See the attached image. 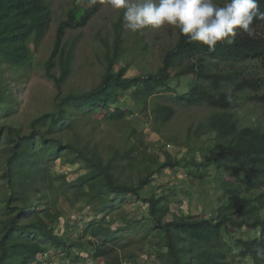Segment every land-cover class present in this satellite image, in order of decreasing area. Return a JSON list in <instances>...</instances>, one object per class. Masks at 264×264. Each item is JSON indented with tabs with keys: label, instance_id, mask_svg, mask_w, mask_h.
Returning <instances> with one entry per match:
<instances>
[{
	"label": "trees",
	"instance_id": "16d2710c",
	"mask_svg": "<svg viewBox=\"0 0 264 264\" xmlns=\"http://www.w3.org/2000/svg\"><path fill=\"white\" fill-rule=\"evenodd\" d=\"M77 1L72 0L57 24L51 51L42 64L44 76L58 90L71 76L74 63L75 41L67 46V33L85 28L108 2L95 0L80 6ZM215 2L223 5L226 0ZM258 3L251 35L238 30L234 43H218L209 51L207 46L188 44L176 29L175 41L162 54L160 66L135 76H127L126 62L118 66L126 57L120 10L111 24V44L100 39L103 72L96 86L57 95L54 110L34 117L27 133L0 127V182L5 188L0 193V264H32L50 250L79 258L85 249L92 261L114 264L110 262L120 239L128 232L139 233V243L151 241L160 264H264V127L255 119L242 126L235 113L243 100L264 101V95L242 97L264 86V0ZM50 7V0H0V68L15 73L27 68L50 28ZM181 82L183 90L178 89ZM12 102L10 88L0 78V121L8 116ZM200 106L211 113L186 143L193 145L204 133L213 137L199 162L193 156L173 159L166 151L148 155L134 128L116 146L106 148L95 140L97 114L101 115L98 122L118 125L138 110L150 118L152 131L161 135L177 110ZM192 150H187L190 155ZM57 160L79 165L84 173L67 182L52 173ZM204 166L228 176L220 177L213 218L174 215L168 221L171 195H142L151 177L163 170L177 168L193 180L203 179ZM59 194L80 212L95 211L79 240L56 233L61 218ZM127 197L141 201L146 214L138 220L122 215V223L113 227L109 217L122 209Z\"/></svg>",
	"mask_w": 264,
	"mask_h": 264
},
{
	"label": "rangeland",
	"instance_id": "374dc122",
	"mask_svg": "<svg viewBox=\"0 0 264 264\" xmlns=\"http://www.w3.org/2000/svg\"><path fill=\"white\" fill-rule=\"evenodd\" d=\"M71 3L72 0H50V8L53 13L50 28L25 70L15 73L10 68H0V70L2 69L0 78L10 88V95L13 100L8 116L0 121V127L13 126L27 133L29 123L34 117L54 110L53 100L57 95L63 96L68 92H81L98 84L103 72L101 64L103 53L100 39L106 38V41L111 44V24L120 12V10L113 9L109 2L103 5L85 28L67 33L65 38L67 46L75 41L74 63L72 74L61 89H56L53 83L44 76L42 64L51 51L56 26L65 17L66 11L72 5ZM77 3L80 6H88L89 0H78ZM175 38L176 29L167 25L158 29L146 27L136 32L125 29L126 57L125 61L118 66H123L125 62L129 64L127 76H135L142 72H154L160 66L162 54L171 47ZM55 73L58 74V71L56 70ZM178 89H184V82L180 83ZM251 95H264V86L255 93L245 92L242 97ZM134 113V116L128 117L118 125L103 121L98 122L101 115L97 114L93 118V124L96 125L93 132L95 140H101L106 148L111 145L116 146L125 141L126 134L134 128L141 134L148 155L161 154L166 151L173 159L193 156L196 162H199L206 155L204 148L207 149L209 144H212L213 136L207 135V133L192 141L193 145L191 146L186 143L187 136H190L187 138L188 140L192 139L195 136L193 132L195 127L205 123L208 114L211 113L205 106L177 110V114L162 129L161 135L152 131L148 116L138 110H135ZM235 113L242 126L252 123L255 119V123L257 122L264 127V101L243 100ZM89 129L87 127V130ZM75 130L79 133L82 131L81 129ZM161 137L171 139L173 142L164 143ZM65 139L69 140V137ZM190 147H193L192 155L187 151ZM51 170L57 177L63 176L67 182H72L84 173L81 166L63 164L61 160L54 162ZM200 171L204 174L203 179L192 180L183 170H177V168L163 170L151 177L150 184L144 188L142 195L148 196L151 193L160 195L162 192L171 195L172 204L170 205V213L166 218L168 221L174 219V215L178 217L199 215L205 218H213V211L219 203L220 177L227 178L228 176H223L221 171L215 173L211 167L207 166L201 167ZM1 172L0 168V174ZM131 175L134 179L138 175L136 165H134ZM2 190L5 191V188L0 182V193ZM1 206L0 200V218L3 215ZM121 207V210L109 217V219L114 220L113 227L122 223L120 220L122 215H126L130 220H138L146 214V206L134 197L123 199ZM57 209L61 213V218L60 227L56 233L64 237L70 236L76 240L80 239L85 225L95 218L93 209L86 208L80 212L78 208L70 207L61 194H59ZM139 238V233H124L120 239L121 246L110 263L117 264L116 261L118 260V264H160L155 258L153 243L149 240L139 243ZM82 242L84 243L85 240ZM88 261L91 264H104L101 260L92 261L87 249L80 251L79 258H65L59 252L50 250L42 257L39 256V260L32 262V264H86ZM234 264L239 263L235 262Z\"/></svg>",
	"mask_w": 264,
	"mask_h": 264
},
{
	"label": "clouds",
	"instance_id": "9594fccd",
	"mask_svg": "<svg viewBox=\"0 0 264 264\" xmlns=\"http://www.w3.org/2000/svg\"><path fill=\"white\" fill-rule=\"evenodd\" d=\"M89 2L91 4L95 0ZM108 2L113 9L123 11V27L132 32L167 25L177 29L178 35L185 37L188 44L207 46L209 51L214 50L218 43H234L238 30L251 35L250 25L259 12L258 0H226L223 5L215 0Z\"/></svg>",
	"mask_w": 264,
	"mask_h": 264
},
{
	"label": "built area",
	"instance_id": "2783aa9c",
	"mask_svg": "<svg viewBox=\"0 0 264 264\" xmlns=\"http://www.w3.org/2000/svg\"><path fill=\"white\" fill-rule=\"evenodd\" d=\"M88 264H91V263H88Z\"/></svg>",
	"mask_w": 264,
	"mask_h": 264
}]
</instances>
